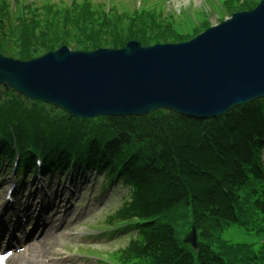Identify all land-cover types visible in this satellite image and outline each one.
Listing matches in <instances>:
<instances>
[{
  "label": "trees",
  "instance_id": "obj_1",
  "mask_svg": "<svg viewBox=\"0 0 264 264\" xmlns=\"http://www.w3.org/2000/svg\"><path fill=\"white\" fill-rule=\"evenodd\" d=\"M250 1L238 5L229 0L225 6L228 12L250 10ZM9 5L0 0V54L21 61L32 58V46H37L34 52L39 46L53 51L73 39L81 51H89L122 48L132 40L142 46L181 42L198 33L179 35L161 13L106 14L88 0L73 9L46 5L31 18V7L25 16L14 10L15 25ZM0 94L11 97L7 102L0 98V156L11 161L18 151V174L35 170L36 154L46 175L67 170L73 158L75 173L94 172L126 191L127 199L108 222H139L137 238L120 256L122 264L264 263V247L256 256L246 247L212 249L224 225L238 223L239 216L264 215L259 160L264 99L208 120L161 110L145 117L100 118L94 125L67 115L54 120L39 103L27 109L20 95L3 88ZM187 209L199 233L195 254L177 240L172 225Z\"/></svg>",
  "mask_w": 264,
  "mask_h": 264
},
{
  "label": "water",
  "instance_id": "obj_2",
  "mask_svg": "<svg viewBox=\"0 0 264 264\" xmlns=\"http://www.w3.org/2000/svg\"><path fill=\"white\" fill-rule=\"evenodd\" d=\"M78 119L169 110L196 120L264 98V0L189 42L71 52L29 61L0 55V87ZM195 229L184 243L195 248Z\"/></svg>",
  "mask_w": 264,
  "mask_h": 264
},
{
  "label": "rangeland",
  "instance_id": "obj_3",
  "mask_svg": "<svg viewBox=\"0 0 264 264\" xmlns=\"http://www.w3.org/2000/svg\"><path fill=\"white\" fill-rule=\"evenodd\" d=\"M6 1L10 3L11 7H13L14 0ZM26 1H28L27 5H31L32 9L31 16H29L30 18L32 15H36V13H33V11L40 10L46 5H53L57 9L62 10L68 7L69 4V0H23L25 3ZM89 1L94 4L97 11L101 10L98 4H102L104 2V0ZM145 1L148 5H150V0ZM224 1L225 0H165V5L161 7L163 8L162 16L166 23H169V21L172 20L175 31L181 30V33L190 35L192 30L197 28L201 33L204 30L199 27V25L206 19L203 13H207L210 26L219 24V20H225L226 18H229L231 12L223 11V9H221L219 12L218 9L221 8V6L224 4ZM259 1L260 0H251L250 2L252 8ZM134 2L135 0H114L111 6L113 10L120 6V9L122 10L131 11L132 7L134 6ZM12 13H14V10ZM219 13L222 14L219 15ZM13 16V23L16 25L18 24V21L16 20L15 13ZM41 20H43V16L41 17ZM40 26H43V24L41 23ZM68 32L69 34H73L74 29L69 27ZM68 35L65 36V38L68 37ZM71 41L73 42H69V45L67 46L69 50H81L79 46L75 45L74 39ZM151 45L153 44L148 43L147 46ZM36 47L37 46H32L31 48L36 49ZM100 48L110 47L105 46ZM14 49L17 50L18 47H14ZM34 49L31 52V55L33 54L31 59L40 57L48 52L46 49H43L40 46L37 48L36 52H34ZM0 98L2 102H7L11 99L10 95L2 96L1 94ZM39 104L38 108L43 107L45 112L48 115H51L50 117L54 120L65 116L64 113L53 110L49 106ZM26 108H33V103H26ZM92 121L90 120L89 123L98 125L100 120L93 119ZM11 180L12 179L10 176H5L3 172L0 171V206L2 205L4 191L6 190L8 184L11 183ZM87 182L88 180H86V183ZM30 187L31 186L28 187V190ZM32 187V189L35 188L33 185ZM44 187L45 191L48 193V203L46 206L49 207L52 204H58L57 211H52L50 214H47L43 211L45 218L44 221L47 223L46 231L49 234V238L44 240L42 236V238L37 243L31 242V245L25 250V252L20 253L18 257L13 258L9 264H74L76 261V264H81V262L86 260L84 257L79 255L82 252H97L101 253L102 255L109 254L110 256L111 254L116 253L117 250L126 246L130 238L128 235L110 239L88 237V239L83 240L81 238L84 231H87V229H95L101 226L106 217L112 214L119 207L120 198L118 195L120 192L114 193L113 196L109 198V200L100 202L99 209H97V203L93 204L91 207L89 206L88 209H84L82 206H84L83 201L87 194L85 189L90 187H88V185H86L83 181L79 180L70 182L69 179H66L61 183L54 182L50 186L48 183H44ZM32 192H34V190ZM57 192H59V198L55 200ZM69 195L72 199L70 203L67 200ZM32 196L33 194L29 197L30 199L28 201L27 195H25L23 198L20 197L18 200H16L17 205L19 203V207H23L27 202H33V200H31ZM44 196H46V194H44ZM34 204V210H37L39 207H36V204L39 205V200H37ZM35 217L36 215L34 216L33 221ZM176 218L179 219L177 224L171 223L175 230V236L177 240L182 241L188 226H186V221L179 217V214ZM31 228L32 223L28 230ZM255 231L256 229L246 232L242 228H238V226L232 224L223 230L220 237L230 245L245 243L251 244L255 249H258L261 244V239L264 238L262 237V233H255ZM86 264L97 263L92 260Z\"/></svg>",
  "mask_w": 264,
  "mask_h": 264
},
{
  "label": "bare ground",
  "instance_id": "obj_4",
  "mask_svg": "<svg viewBox=\"0 0 264 264\" xmlns=\"http://www.w3.org/2000/svg\"><path fill=\"white\" fill-rule=\"evenodd\" d=\"M42 235H43V239L44 240H47V238H49V234H48V232H42Z\"/></svg>",
  "mask_w": 264,
  "mask_h": 264
},
{
  "label": "snow or ice",
  "instance_id": "obj_5",
  "mask_svg": "<svg viewBox=\"0 0 264 264\" xmlns=\"http://www.w3.org/2000/svg\"><path fill=\"white\" fill-rule=\"evenodd\" d=\"M3 259V257H0V260H2Z\"/></svg>",
  "mask_w": 264,
  "mask_h": 264
}]
</instances>
